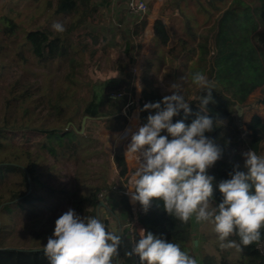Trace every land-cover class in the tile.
<instances>
[{"label": "rangeland", "instance_id": "1", "mask_svg": "<svg viewBox=\"0 0 264 264\" xmlns=\"http://www.w3.org/2000/svg\"><path fill=\"white\" fill-rule=\"evenodd\" d=\"M144 1L150 10L142 20L147 21L151 16L157 18L158 10L154 15L153 7L156 4H159L160 7L165 0ZM196 1L201 3L202 7ZM233 1L235 0H223L217 5H220V9L223 11L229 8ZM238 1L241 2V5L243 4L242 6L252 7L257 4L256 0ZM90 2L97 5V11L88 17L85 24H77L76 30L70 31L68 42L72 51L69 58L53 64L49 68H42L37 65L27 46L23 44L26 32L37 28L55 31L52 28L54 22H61L67 30L70 27L71 17L54 14L55 0H0V123L3 119L6 101L10 98V90L17 80L24 85H31L32 88L37 89V92L30 98H35V101L27 100L10 110L12 123L44 130L57 127V105L67 104L70 106V110H74L75 107L80 106L81 99L86 95L89 87L99 94L104 85H109L110 82L118 79H125L129 70L132 71L134 63L131 67L127 65L128 55L124 54V40H121L123 35L127 36V33H131L135 25L130 24L125 18V0H119L114 5V11L109 9L110 4L105 7L102 0H90ZM242 6H235V16H239L241 19L235 21L231 33H228V37L232 41L231 49L236 51L235 55L228 56L226 52L221 53L215 61L216 71L209 78L211 82L214 80L213 77L219 79L223 88H226L230 93L238 92L245 71L250 74L248 64L249 66L257 65V62L249 61L246 57L247 53L242 51L240 46L245 37V33L240 28L248 23L245 20L247 15L241 11ZM204 8L209 9L212 14H206ZM173 13L174 15L170 18L166 28L172 33L169 48L173 47L174 51L170 55L165 54V50L152 46V33L147 36L145 28L133 36L137 50V52H133V56L135 60L142 61L144 79L150 82L149 85L157 90L161 98L169 94L166 88L173 81L180 84L188 81V89H192L194 85L189 80L188 71L194 73L196 72L195 68L199 66L206 69L205 64L198 65L196 63L197 46L202 44L208 48L209 53L206 56V61H208L213 50L216 33L217 13L207 7L204 0H185ZM178 18H181L182 21ZM8 19L12 20L15 29L10 34H4L3 24ZM96 34H99L97 42L93 39ZM190 50H194L195 53H190ZM185 58L187 60H184ZM244 66L246 68H243ZM181 77L184 79L181 80ZM128 98L131 105L121 110V114L126 118L123 129L131 124V118L138 109V105L137 118L141 121L140 95H130ZM25 107L29 111L24 114ZM244 112L245 117L242 116L244 120H248L255 114L264 121V85L257 88L254 101L245 108ZM100 122L108 130L100 119L86 120L84 132L97 137L107 156L117 150L121 151L118 141V145H114L113 149L109 144H104L101 126L96 124ZM37 139L40 138H35L36 141ZM36 141L28 150L19 147L14 141H8L4 147L0 148V161H12L18 156L21 162H25L27 152H29L36 165V176L41 186L37 188L39 193L46 188H74L80 174L89 170L91 173L100 170L97 164L102 161L98 160L96 156L83 154L72 160L56 159L47 150L40 149L35 145ZM241 168L243 171L247 170L244 168V163H241ZM108 170L112 172L110 167ZM112 175H110V179H112ZM18 181L19 176L11 172L5 183L0 185V201L8 197L9 190L15 189ZM118 182L119 179H115L112 186ZM44 200H48L46 195ZM51 201L53 206H47L43 201H35L34 206L31 207L33 216H23L22 218L13 214L2 216L0 222L4 223L5 232H0V241L6 246L23 248H28L36 243L46 245L48 238L53 235L56 220L69 209L67 205L56 199H51ZM127 208L125 206L128 213ZM96 211L106 225L104 217L108 214L104 212V209L98 207ZM190 221L191 236L196 232L200 235L199 238L193 240L192 247L201 264L205 257H211L215 262H218L221 257H225L232 263L242 259L241 252H237L235 249L222 250L219 247L220 242L212 224L198 223L195 217ZM35 233L38 238L34 239L32 236ZM195 241L199 245H195Z\"/></svg>", "mask_w": 264, "mask_h": 264}, {"label": "trees", "instance_id": "2", "mask_svg": "<svg viewBox=\"0 0 264 264\" xmlns=\"http://www.w3.org/2000/svg\"><path fill=\"white\" fill-rule=\"evenodd\" d=\"M105 7L109 5L110 0H102ZM207 7L217 13L216 18V33L213 40V50L209 55V60L206 61V56L209 53L208 48L202 44L197 46V61L198 65L205 64V67H197L196 71H201L208 76L216 71V58L221 53H227L228 56L235 55L231 49L232 41L228 37L234 27L235 21L241 19L235 16V6L240 7L241 2L235 0L229 8L221 11L220 5L217 3L223 0H204ZM257 4L250 6H242L241 11H244L248 23L241 27V31L245 33L244 41L240 43L242 51L247 53L249 61L257 62V65L248 64L250 74L244 72L242 82L239 84L238 91H241L244 98L256 88L264 84V0H256ZM185 0H165L158 9V17L152 25L151 43L154 48L165 50V54L170 55L174 49L169 48V33L162 22V18L173 17L179 4ZM197 2V1H196ZM199 6L201 3L197 2ZM126 6V5H125ZM149 6V5H148ZM202 7V6H201ZM97 5L90 0H55L54 14L62 17H71L70 27L62 32L52 31L45 28H37L29 30L24 36V43L37 65L42 68H49L53 64H57L62 60H67L71 54L72 48L68 42V35L72 29L76 30L77 24H85L88 17L97 11ZM238 9V8H237ZM148 10L150 8L148 7ZM240 11V12H241ZM204 12L211 15L212 12L204 8ZM183 16H181L182 18ZM143 18V17H142ZM138 17V22L134 25L131 33L127 36L123 35L121 40H124V54L128 55L127 65L132 66L134 63L133 52L135 49L134 37L139 31L147 25L146 20ZM15 29L11 19H8L3 24V33L10 34ZM99 34H96L93 39L97 42ZM243 43V44H242ZM194 54V50H190ZM227 56V57H228ZM243 68H246L245 66ZM207 70V71H206ZM193 73V72H192ZM191 76V75H190ZM214 78V77H213ZM132 79V71L129 70L125 79H118L110 82L109 85H104L99 94L90 87L86 95L81 99V104L70 110L67 104L57 105V127L49 129H38L37 127H27L15 125L11 121L10 110L20 104L25 103L30 99L37 89L31 85H24L19 80L15 81L11 90L10 98L6 101L2 122L0 123V148L8 141H14L19 147L28 150L35 145L40 149L47 150L53 157L66 158L69 160L77 158L79 155L96 156L101 159V163L97 164L100 170L83 172L80 174V179L77 180L76 186L71 189H43L39 193L38 187H41L36 176V165L34 159L27 152V159L21 162L18 156L12 161H0V185L5 183L11 172L19 176V181L16 183L15 189L9 190V195L6 199L0 201V220L4 215L13 214L22 218L23 216H33L31 207L35 201H43L47 206H53L51 199H56L60 203H64L69 208L74 209L81 217L95 216L98 217L96 211L99 200L98 193L103 189H108L113 182L124 176L126 166L120 150L115 151L112 155H108L103 150V145L93 134L84 132L80 133V125L83 117L87 120H102L108 130L123 129L126 123V118L121 114V110L130 102L127 93L133 95L130 88ZM189 80L192 82L191 77ZM215 84L212 85V96L214 103H210L207 109V115L212 119H220L225 123L223 126L215 128L211 133L205 135L214 140L215 144L221 149V158L208 169V174L215 177L213 206L219 204L223 197L219 192L218 184L222 180L230 178L233 168L239 165L241 168V159L243 150H254L257 154H264V121L258 115H252L248 120H244L242 116L238 117L234 109V105L238 101L232 100L228 96V91L223 88L219 79L214 78ZM149 81L144 79V70L142 75V89L140 91V114L141 122H147V116L150 114L147 111H142L145 104L155 103L162 100L157 90L152 88ZM187 90L188 102L191 107V115L185 117L183 111L178 116L173 117V122L184 119L186 123H190L199 113L200 102L198 97L206 95L207 90L197 88L194 94ZM125 92L122 97H114L113 95ZM236 92H233V95ZM70 110V111H68ZM29 109L24 108V114L28 113ZM154 114V113H153ZM203 114V113H200ZM131 124L127 128L132 135L137 132V112L133 114ZM162 135H167L162 132ZM170 138V137H169ZM110 156V157H109ZM105 167V168H103ZM108 167L112 169L109 171ZM245 173L247 171H244ZM112 179H110V175ZM48 200H44V196ZM123 203L126 200L122 199ZM131 203L132 200H131ZM140 209L142 206L136 202ZM28 206V207H26ZM128 210V208H127ZM144 211V210H143ZM139 221L147 232H152L157 237L165 239L169 242L178 243L181 249L187 251L198 261L196 252L192 247L193 238L191 236V221L187 223L168 215L164 209L162 202L153 201L152 206L139 217ZM4 223L0 222V232H5ZM262 231L261 240L264 239V229ZM34 239L38 236L33 234ZM229 239L239 242V237L233 236ZM253 243L243 248L241 251L242 259L234 263L230 262L225 257H221L218 262H215L211 257H205L202 264H264V257L260 256L255 251ZM45 245L36 243L28 248L6 246L0 241V264H50L48 257L44 253ZM114 264L116 262L114 261ZM140 264V262H139Z\"/></svg>", "mask_w": 264, "mask_h": 264}, {"label": "clouds", "instance_id": "3", "mask_svg": "<svg viewBox=\"0 0 264 264\" xmlns=\"http://www.w3.org/2000/svg\"><path fill=\"white\" fill-rule=\"evenodd\" d=\"M52 28L65 31L61 22H54ZM191 80L207 94L198 97L199 113L190 123L184 119L173 122L181 111L185 117L192 114L190 103L180 92L181 84L175 81L168 84L169 94L161 101L144 105L142 111L150 113L147 122L132 135L126 152L139 162L128 190L132 202H138L145 213L153 201L162 202L168 215L184 223L195 217L198 223L212 224L222 250L241 252L260 242L264 229V154L254 150L244 154L247 172L235 166L230 178L219 182L223 199L213 206L215 177L208 174V169L222 152L205 134L225 122L207 115L208 105L214 103L208 77L196 71ZM233 236L239 237V242L229 239ZM124 237L123 232L109 231L98 217H81L69 208L56 220L43 250L50 264H119L118 249ZM130 239L132 248L125 255L139 257L140 264H197L178 243L152 232L141 229L138 239Z\"/></svg>", "mask_w": 264, "mask_h": 264}, {"label": "built area", "instance_id": "4", "mask_svg": "<svg viewBox=\"0 0 264 264\" xmlns=\"http://www.w3.org/2000/svg\"><path fill=\"white\" fill-rule=\"evenodd\" d=\"M119 0H110V7L111 11H114V5ZM125 18L130 24H136L138 22L139 18L144 17V15L147 14L148 8L147 4L144 0H125ZM159 8V4L154 5V15H156V12ZM156 16H151L147 20V25L145 27V34L150 32L149 26L153 25V22L156 20ZM135 20V21H134ZM130 88L133 91V96H139L140 91L142 89V61L140 59H136L134 62V65L132 67V79L130 83ZM125 92L113 95L114 97H122L125 95ZM128 96H130V92L127 93ZM131 103L129 102L126 106H130ZM97 126H101V130L103 131V142L104 144H109L110 147L113 149L114 145H118L117 141L119 143L118 146H120L121 153L123 156V160L126 166V172L123 177L119 179L118 184H115L108 188L107 190H102L100 193H98L97 198L99 200V203L101 202L103 205L102 207H99V209H112V206L115 203H120L122 199L126 200V204L128 206V214L126 218V222L123 223L124 232L126 234V237L129 242V252L132 248L131 243V237L135 236L137 239L139 238V231L141 229L144 230V227L139 221V217L144 213L143 209H140L136 203H131V193L129 192L128 188L131 186L130 182L132 180V177L135 175V172L137 168L139 167V162L130 156L126 155V152L128 150V146L131 143V137L132 135L129 133L127 128L130 126V124L125 127V129L122 130H106L103 126V123H96ZM144 123L141 121H137V131L140 126H142ZM255 251L262 257H264V239H262L260 242H258L255 245ZM132 264H139L140 260L137 256H132Z\"/></svg>", "mask_w": 264, "mask_h": 264}, {"label": "crops", "instance_id": "5", "mask_svg": "<svg viewBox=\"0 0 264 264\" xmlns=\"http://www.w3.org/2000/svg\"><path fill=\"white\" fill-rule=\"evenodd\" d=\"M178 19L182 21L183 17H182V19L181 18H178ZM162 22L165 25V27L167 28L168 27V23H169L168 18H162ZM185 26H186V21H185ZM149 28H150V32L149 33H146L147 36L152 33V26L150 25ZM168 33H169V38L171 39L172 33L170 31H168ZM170 42H169V44H170ZM184 60H187V58H185ZM187 74L188 75L189 74L192 75V72H189L188 71ZM205 75L208 77V79L210 77H212L211 75L208 76V74H206V73H205ZM212 79H214V78H212ZM187 82L181 84L180 92L184 95L185 99L188 101L189 98L187 97V90H189V89H188V86H187ZM213 84H215V80L212 81V85ZM193 85L194 86H192V90H190L191 94H194L195 91L198 88L197 85H195V84H193ZM256 90H257V88L255 90H253V92H251L250 94H248L246 96V98H244V96L241 93V91L236 92L234 95H233V93L227 92L228 93V96L232 97V100L238 101V103H236L234 105V109H235L236 106H239L241 108V115L240 116L245 117L244 110H245V108H247V106L251 105V103L254 101V96H255ZM136 112L139 113V105H138V109H136ZM245 153H247V151L246 150H243L241 163H245V160H244V154ZM104 210H105L104 212L106 214H108V216H105L104 217V219H106V225H105L106 228L109 231H113V232H116L118 234L120 232H123L124 235H125V237L123 239V244L118 249V252H119V256H118L119 264H132V258H129V257H127L125 255L126 252H129V242H128V239L126 237V234L124 232V227H123V223L126 222V218H127V214H128L126 212V210H125V204L122 201H120V203H115V206L113 205L112 206V209H107L106 208ZM98 216H99V219H101V216L100 215H98ZM198 230H199V228H198ZM193 236H192L193 240H195V238H199L200 237V235H198L197 232ZM204 239H205V237H204ZM195 245H199V243L197 241H195Z\"/></svg>", "mask_w": 264, "mask_h": 264}, {"label": "water", "instance_id": "6", "mask_svg": "<svg viewBox=\"0 0 264 264\" xmlns=\"http://www.w3.org/2000/svg\"><path fill=\"white\" fill-rule=\"evenodd\" d=\"M235 111L237 113V116L239 117L241 115V108L239 106H236L235 107ZM86 120L87 118L86 117H83L82 120H81V125H80V133H83L84 132V128H85V123H86ZM102 203H98V208L99 207H102ZM118 259V258H117Z\"/></svg>", "mask_w": 264, "mask_h": 264}]
</instances>
